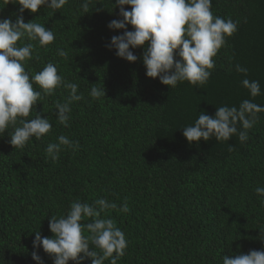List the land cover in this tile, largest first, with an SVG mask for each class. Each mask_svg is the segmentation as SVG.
I'll use <instances>...</instances> for the list:
<instances>
[{"label": "trees", "instance_id": "1", "mask_svg": "<svg viewBox=\"0 0 264 264\" xmlns=\"http://www.w3.org/2000/svg\"><path fill=\"white\" fill-rule=\"evenodd\" d=\"M17 2L0 0V19L14 23L21 14ZM82 3L23 12L26 23L55 35L47 46L23 41L34 45L25 62L30 78L53 63L65 81L79 85L84 99L71 101L70 126L64 127L55 105L69 102L70 90L60 86L44 95L34 84L41 99L22 119L48 118L51 132L23 148L9 143L19 123L0 133V264H36L33 251L43 264H53L42 246L34 249L35 233L52 238L51 217L65 216L77 199L117 205L98 217L112 219L125 233L128 247L117 264H223L224 256L264 250V197L255 192L264 187V113L257 114L243 143L237 135L199 143L183 136L200 112L214 116L217 107L238 108L245 99L264 105V0H212L213 14L239 21L238 31L213 58L206 84L185 81L172 89L147 77L144 48L130 49L138 57L133 63L109 47L113 36L123 34L108 27L122 19L116 0H91L87 13ZM61 49L67 58L58 55ZM237 64L248 69L247 76L235 70ZM245 78L259 81L262 94L251 97ZM93 86L104 87L105 98L94 100ZM60 135L78 141L79 148L62 146L53 161L46 149ZM125 201L127 213L119 211ZM83 235L91 234L85 229Z\"/></svg>", "mask_w": 264, "mask_h": 264}, {"label": "clouds", "instance_id": "2", "mask_svg": "<svg viewBox=\"0 0 264 264\" xmlns=\"http://www.w3.org/2000/svg\"><path fill=\"white\" fill-rule=\"evenodd\" d=\"M90 2L83 0L81 4L85 13ZM17 3L21 14L14 23L10 19H0V133L19 123L20 126L9 134V143L14 148H23L31 138L39 140L52 130L49 119L38 114L33 119H22L30 115L33 106L41 99V92L34 90V84L40 86L44 95H51L60 86L70 90L69 102L55 105L57 120L64 127L70 126L71 101L83 100L84 96L78 92L77 83L67 82L58 75L53 63H48L31 78L25 69V62L32 59L34 45L23 41H38L41 46H47L54 41L55 35L39 23H26L23 12L37 13L42 6L61 9L68 0H18ZM115 7L119 8L122 19L111 21L108 27L123 30V34L113 36L109 47L116 50L119 58L133 63L138 57L130 49L144 48L142 60L147 77L158 78L162 85L171 89L185 81L192 85L206 84L215 68L213 58L227 45V38L238 31L239 21L213 14L212 0H116ZM129 25L133 30H128ZM58 55L67 58V52L62 49L58 50ZM235 70L247 76V68L237 64ZM242 85L251 97L262 94L259 81L245 78ZM90 96L94 100L105 98L104 87L93 86ZM259 113H264V105L249 99L243 100L238 108L217 107L214 116L200 112L194 125L183 128V136L189 143H199L213 137L216 141H229L237 135L243 143L248 140V130L254 126ZM62 146L75 151L79 142L60 135L57 143H49L46 151L53 161L59 160ZM229 148L231 150L232 146ZM255 192L264 197V187H257ZM106 209H117V205L104 198L96 199L92 204L77 199L71 203L65 216L51 217L52 238L35 233L34 249L42 246L44 252L53 258V264H69V261L82 264L88 258L92 264H104L109 258L110 264H117L125 255L128 241L124 231L112 219L98 218ZM119 211H130L127 201ZM85 217L93 218L92 222L81 223ZM85 229L91 234L89 237L83 235ZM32 258L36 264H43L36 251H33ZM223 264H264V250L224 256Z\"/></svg>", "mask_w": 264, "mask_h": 264}]
</instances>
